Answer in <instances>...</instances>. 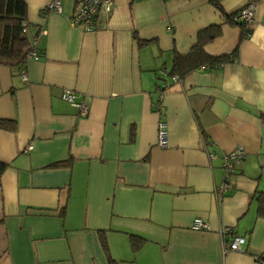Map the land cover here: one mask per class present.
I'll return each instance as SVG.
<instances>
[{
	"label": "crops",
	"instance_id": "obj_1",
	"mask_svg": "<svg viewBox=\"0 0 264 264\" xmlns=\"http://www.w3.org/2000/svg\"><path fill=\"white\" fill-rule=\"evenodd\" d=\"M24 1L38 58L0 63V121L13 126L0 127V264H261L264 0L247 34L207 0H113L94 31L72 25L78 0L59 12ZM217 1L233 14L249 0ZM211 25L220 33L204 52L235 56L174 79V55ZM235 149L244 156L220 192L221 157ZM195 218L208 229L190 230ZM234 236L241 251L223 252Z\"/></svg>",
	"mask_w": 264,
	"mask_h": 264
},
{
	"label": "trees",
	"instance_id": "obj_2",
	"mask_svg": "<svg viewBox=\"0 0 264 264\" xmlns=\"http://www.w3.org/2000/svg\"><path fill=\"white\" fill-rule=\"evenodd\" d=\"M207 2L220 10L221 17L225 22L239 26L245 34L249 32L248 25L237 19L240 9L233 14H226L222 11L217 0H207ZM26 23L27 6L24 0H0V63L20 65L27 60L32 51L36 52L33 42L27 37ZM219 33V25H211L201 30L186 55H174L170 73L180 79L201 65H217L234 57L235 51L219 57H210L204 52L203 47ZM139 44L143 46L146 43L141 41ZM261 117H264V115H261ZM6 125L10 128L13 127L0 121V127H6ZM69 162L70 160L60 161L53 163L51 166L61 167ZM258 213L261 217H264V194H261L258 199ZM143 241L144 239L138 236H130L132 250L137 251Z\"/></svg>",
	"mask_w": 264,
	"mask_h": 264
},
{
	"label": "built area",
	"instance_id": "obj_3",
	"mask_svg": "<svg viewBox=\"0 0 264 264\" xmlns=\"http://www.w3.org/2000/svg\"><path fill=\"white\" fill-rule=\"evenodd\" d=\"M113 0H78V10L71 17V23L75 27H81L84 31H94L97 29V23L99 16L112 8ZM255 1L249 0L244 6H242L238 13V20L242 21L244 24L249 25L253 17V8ZM49 10H54L59 12L61 10L60 0H51L46 6ZM34 44V43H33ZM30 58L37 59L38 54L32 51L29 55ZM174 79L179 80L174 76ZM166 84L163 83L157 87V101L154 105L155 111L159 116L164 114V107L162 104ZM61 99L73 106L79 116L85 117L88 113V106L86 103L80 100H76L75 94L72 90H63L61 94ZM157 145L161 148L168 146V128L165 120L163 118L159 119L157 123ZM31 146L27 148L30 150ZM244 156V152L241 149H235L222 155V184L219 191H225L229 188L228 180L233 172L234 164L237 163ZM210 157H214L210 155ZM208 229V224L201 218L193 219L190 230L194 232H202ZM230 230V229H229ZM231 231V230H230ZM229 231V232H230ZM244 239L239 236H234L227 244L223 247V252L227 250L231 251H241V245ZM264 264V260L260 262Z\"/></svg>",
	"mask_w": 264,
	"mask_h": 264
}]
</instances>
